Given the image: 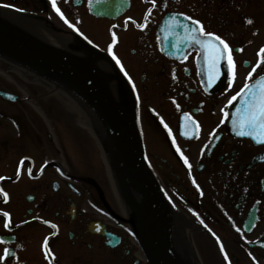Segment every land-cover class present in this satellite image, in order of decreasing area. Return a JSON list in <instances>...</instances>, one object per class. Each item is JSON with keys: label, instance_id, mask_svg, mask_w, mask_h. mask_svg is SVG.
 I'll return each mask as SVG.
<instances>
[{"label": "flooded vegetation", "instance_id": "flooded-vegetation-1", "mask_svg": "<svg viewBox=\"0 0 264 264\" xmlns=\"http://www.w3.org/2000/svg\"><path fill=\"white\" fill-rule=\"evenodd\" d=\"M56 2L75 27L65 23L52 0H0V13L31 14L26 20L58 39L57 48L90 58L123 115L134 106L147 160L167 206L184 219L179 227L201 264H264V143L257 142L264 137L238 135L230 119L235 102L229 105L261 59L264 0H166V6L156 0L147 18L150 0ZM91 8L109 9V15H95ZM181 12L233 49L237 67L231 86L228 75L222 88H204L200 68L208 62L200 58L211 53L191 40H173L185 35L184 28H171V17ZM177 19L195 26L185 16ZM113 32L117 42L109 53ZM0 61L8 67L0 70H9L10 83L16 84L17 65ZM259 75H264V62L253 82ZM0 91L15 97L0 95V188L8 193L7 202L0 193V255L5 247L11 250L0 264H148L135 234L137 204L118 185L102 189L74 166L67 168L65 151L50 144L42 115L27 107L40 97L20 96L2 83ZM177 148L188 158L190 172ZM3 212L10 214L9 228Z\"/></svg>", "mask_w": 264, "mask_h": 264}, {"label": "water", "instance_id": "water-1", "mask_svg": "<svg viewBox=\"0 0 264 264\" xmlns=\"http://www.w3.org/2000/svg\"><path fill=\"white\" fill-rule=\"evenodd\" d=\"M123 9L125 7L117 11ZM107 11L109 9L91 8V13L95 15H109ZM17 12L19 15L16 17L24 20L32 16L26 12ZM13 18L15 17H5L0 13V57L17 66L48 73L54 77L56 84L60 83V86L68 84L67 79L72 81V88L76 89L80 97L97 114L93 113L94 119L102 127L104 132L101 133L102 136L110 143V146L106 143L104 145L111 158L118 188L128 200L137 204L133 217L135 234L148 264H181L180 253L186 255H181L185 264H201L190 244L187 241H180L181 238L178 237L181 231L178 220L171 219L176 214L167 206L163 188L147 160L138 114L134 106L126 107L123 115L109 96L98 70L92 65L89 57L50 46L18 32L5 22ZM183 36L175 35L173 40L185 43L187 39L182 40ZM200 59L201 61L207 59L208 62L206 68H200L204 77V88L209 92L222 88L229 75L228 64L219 61L213 72L210 67L211 55L201 56ZM201 61L199 65L202 66ZM213 75L216 78L208 83ZM0 95L15 100L9 93L0 91ZM242 106V99H238L231 112V125L236 131L238 130L232 121L236 118L237 109ZM113 147L119 150L120 161L115 158Z\"/></svg>", "mask_w": 264, "mask_h": 264}, {"label": "rangeland", "instance_id": "rangeland-1", "mask_svg": "<svg viewBox=\"0 0 264 264\" xmlns=\"http://www.w3.org/2000/svg\"><path fill=\"white\" fill-rule=\"evenodd\" d=\"M14 19L24 20L19 17ZM0 66L8 68L4 61H0ZM16 67H18L14 74L16 84L10 83L13 74L9 70H0V84L20 96L41 98L27 107L33 114L42 115V121L48 129L50 144L59 145L65 151L64 160L67 168L74 166L102 189H110L112 185L117 186L111 158L104 145L106 143L110 146V143L106 137V142L102 140L101 133L104 132L101 125L95 121L91 107L78 92L73 91L72 81L67 79L65 81L68 84L61 86L55 83L54 86L57 87L55 88L50 83L45 84L44 81L32 77L19 66ZM67 92H71L72 95ZM114 156L120 161L115 154ZM178 237L181 238L180 241L188 239L182 231ZM180 254L186 256L184 253ZM181 255H179L180 263L185 264Z\"/></svg>", "mask_w": 264, "mask_h": 264}, {"label": "snow or ice", "instance_id": "snow-or-ice-1", "mask_svg": "<svg viewBox=\"0 0 264 264\" xmlns=\"http://www.w3.org/2000/svg\"><path fill=\"white\" fill-rule=\"evenodd\" d=\"M146 2H149V0H146ZM150 3L152 7L148 8L146 13V18L151 15L153 8L156 6V0H150ZM5 7H12L13 5H4ZM166 6V0L165 4ZM52 7L55 9V11L61 16L62 19L65 20V23H69L70 27H75L72 25L64 16V13L61 11V9L57 6L56 0H52ZM178 16H185V18L191 22L192 25H195L194 27H189L188 25H184L181 23L180 20L177 19ZM131 17L127 18L125 21V24L127 25V21L130 20ZM171 19L174 21V24L171 25V28L174 30L176 28H184L185 29V35L181 37L182 40L187 39L191 40L195 45L199 46L201 49H203L206 53H211V69L213 72L215 71L217 64L219 61H225L228 64L229 69V81L230 86L231 83L234 82L235 76H236V62L233 58V49L229 46V44L221 38V36L216 35L212 32L205 31L203 23L198 20L194 19L192 16H187L184 13H175L171 17ZM248 24H251V20L245 21ZM138 27H145L146 25H137ZM189 33H192V35H189ZM172 34H175L173 31ZM117 42L116 34L112 33V44L109 45L108 51L109 53H112V45ZM237 52H242V48L235 49ZM264 47H261L259 52L257 53L258 56H261V59L257 61V64L252 67L251 72L247 74L245 77V83L241 87V89L233 95L229 99V105H232L234 102H236L238 99H242L243 106L241 108H238L236 111V118L232 121L233 125L238 130V135L240 136H249L252 138H256L258 136L264 137V75H259L258 79L253 82V74L257 72V68L261 66V63L264 62ZM113 59L116 60V63L121 66V70L123 71V65L121 64L120 60L115 57V54L113 53ZM244 63H248L245 61ZM126 76L128 75L127 72L124 73ZM175 73H173V79H176ZM216 76L213 75L211 79L208 80V83H211L212 79H215ZM129 79H131L129 77ZM187 115V113L185 114ZM225 118L229 116L228 112L224 113ZM167 127V125H165ZM198 127V125H197ZM211 135V134H210ZM258 143H264V140H257ZM177 151L180 152V149L177 148ZM181 158L184 161V164L188 167L189 172L191 171V164L189 163V160L186 156L183 155L182 152H180ZM23 160L20 162V165L22 166ZM20 175V166H18L17 170V176ZM28 175L31 177L32 170L31 168L28 169ZM0 179H4L3 177H0ZM193 183H195V180H193ZM196 187L199 189V185H196ZM0 193L3 194L4 202H7L8 200V193L4 191L2 188H0ZM201 195L203 193L201 192ZM3 216L8 218L5 223V228H9L11 226L10 222V214L8 212H3ZM202 224L204 223L203 220L200 221ZM23 223H27V221H23ZM207 227V225H205ZM211 231V229H209ZM215 236L216 234L213 233ZM217 240H219V237H217ZM0 242H3V238L0 237ZM45 249L47 248V241L45 240L44 244ZM221 252H224L223 245L221 244L220 248ZM11 250L8 247H5L3 250V255H0V262L5 261L7 258L10 257ZM47 255V252L45 253ZM224 259L227 260L228 256L227 253L224 252ZM230 264V262H229Z\"/></svg>", "mask_w": 264, "mask_h": 264}, {"label": "bare ground", "instance_id": "bare-ground-1", "mask_svg": "<svg viewBox=\"0 0 264 264\" xmlns=\"http://www.w3.org/2000/svg\"><path fill=\"white\" fill-rule=\"evenodd\" d=\"M5 22L7 25L14 27L18 32L20 31L21 33L25 34L26 36L33 38L34 40L46 43V44L51 45L53 47H60L61 46V43L59 42L58 39L48 36L46 33L41 31L39 29V27L30 24L28 21L18 20V19L13 20L12 19V20H6ZM19 67H21L22 70L27 71L32 77L39 79V80H42L47 84L50 83L53 86L55 85L54 77L51 76L50 74L37 72L33 69L25 68L22 66H19ZM73 91H75V93L77 92L76 89H74ZM67 94L72 95L71 92H67ZM97 134H99V132H97ZM99 136H100V134H99ZM102 139H103V136H102ZM103 140L105 141V139H103ZM106 151L108 152V149H106ZM112 151L119 158V156H120L119 150L116 147H113ZM172 218L173 219L175 218L176 220H178V222H182V220L184 221V219L180 215H178V216L174 215L173 217H171V219Z\"/></svg>", "mask_w": 264, "mask_h": 264}]
</instances>
